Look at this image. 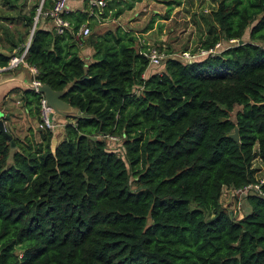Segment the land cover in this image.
Instances as JSON below:
<instances>
[{
	"label": "trees",
	"instance_id": "16d2710c",
	"mask_svg": "<svg viewBox=\"0 0 264 264\" xmlns=\"http://www.w3.org/2000/svg\"><path fill=\"white\" fill-rule=\"evenodd\" d=\"M2 1L14 28L0 35V68L36 17L23 61L40 83L66 87L78 115L56 141L48 127L20 137L3 124L13 113L2 100L0 264H264V193L247 194L239 217L220 203L223 188L255 181L254 159L264 163V0H218L200 47L235 41L191 59L165 52L158 72L126 29L77 34L139 0H82L60 13L61 33L39 23L54 0L27 10ZM156 1L167 11L180 2ZM14 92L38 122L41 94ZM104 134L119 137L122 155Z\"/></svg>",
	"mask_w": 264,
	"mask_h": 264
},
{
	"label": "rangeland",
	"instance_id": "374dc122",
	"mask_svg": "<svg viewBox=\"0 0 264 264\" xmlns=\"http://www.w3.org/2000/svg\"><path fill=\"white\" fill-rule=\"evenodd\" d=\"M35 1L36 0H15V4H20L21 10H27V8H29ZM41 1L42 0H37L39 5ZM217 1L218 0H180L178 4H171L168 11V6L164 2H157L156 0L135 1L131 8L124 9L115 18L110 16L100 17L97 15L95 17L97 20L91 25L92 27L88 28L87 34L90 32L101 33L105 30H113L114 27L118 26L119 28L128 30L135 36L136 47L140 48V46H143V50L147 47L159 48L162 53V58L166 56V53L169 54L171 52H173V56H178L184 51L193 53L195 49L202 48L200 47V44L208 33V28L210 27L209 23L211 24L212 22L209 12L215 8ZM11 13L14 14V8L8 7L6 3L0 0L1 36L3 35L4 26L11 30L14 28L13 23L9 22L8 19H3V16ZM165 13L167 17H164ZM39 23L45 27L50 26L48 17L39 18ZM30 31L31 29L29 30V33ZM29 33L26 36L25 42L27 41ZM85 35L81 36L85 37ZM242 37L244 39L247 37V29L244 31ZM232 42L234 41L224 39L219 40L213 46L211 53L219 52ZM81 48H83V46L79 47V49ZM158 67H160V65ZM155 69L156 67H151V70ZM7 99H10V97ZM10 103L14 104V106H19L20 104V102L16 103L8 100L6 106ZM8 107L11 108L12 106ZM237 107L238 106H235V108ZM12 113L14 114L13 123L10 124L8 122L9 120H7L3 122V124L9 128L12 134L21 137L23 134L27 133L28 122H25V120L23 121V119L19 117L18 108L14 109ZM60 120L63 123L66 121L65 119ZM52 121L55 122V120ZM34 122L32 120L33 126L36 125L37 127V121L34 120ZM61 123L59 124L60 129L62 125ZM52 130H54V128ZM54 135L59 137L58 132H55ZM109 143L113 142L111 141ZM112 146L116 148V153L122 155L120 140L114 142ZM252 166L255 168L256 178L264 179V163L256 158L253 160ZM224 193L226 195L231 194L228 190L224 191ZM224 196H221L220 198L221 205L226 206L228 210L231 209L232 213L239 217L242 214L241 211L245 207V201L242 200L244 196L236 198L231 195L227 203H225ZM230 204L231 207H229Z\"/></svg>",
	"mask_w": 264,
	"mask_h": 264
},
{
	"label": "built area",
	"instance_id": "2783aa9c",
	"mask_svg": "<svg viewBox=\"0 0 264 264\" xmlns=\"http://www.w3.org/2000/svg\"><path fill=\"white\" fill-rule=\"evenodd\" d=\"M89 3L95 4L96 6L103 5L102 0H88ZM67 2L68 0H54L51 9L46 12L50 16V22L51 25L54 27L56 33L63 32L64 29L68 28V22L66 19L62 18L60 13L64 10H67ZM88 33V27L87 26H81L77 34L85 35ZM235 41V40H233ZM217 43V42H216ZM215 43V44H216ZM27 48V42H25V45L22 49V52L16 56H11L9 58L8 64L6 67H13L18 65L19 63H23V55L25 54ZM212 49H198L193 54H190L188 52H182L178 56L183 59H191L196 56L205 55L210 53L211 54ZM144 55L147 58V68L148 67H157L156 71H160L158 66L162 63V53L160 52L159 48L156 47H147L144 51ZM30 70V79L29 82L32 85V89L36 90V86L40 84V82L35 79L33 76L36 73V69L33 66H28ZM142 76H145V72L142 74ZM50 108L46 106L43 96L39 98V104H38V122L37 127H48L50 129H53L55 127V124L52 120H54V117L50 120L48 118ZM103 138L107 139L109 142H116L119 140V137L113 134H104ZM230 193L232 196H235L236 198H240L241 196H245L250 193H254L257 195H263L264 193V179L256 178L255 181L247 183L241 187L238 188H230ZM244 198L242 200H244ZM239 203V202H238Z\"/></svg>",
	"mask_w": 264,
	"mask_h": 264
},
{
	"label": "crops",
	"instance_id": "0c3cea01",
	"mask_svg": "<svg viewBox=\"0 0 264 264\" xmlns=\"http://www.w3.org/2000/svg\"><path fill=\"white\" fill-rule=\"evenodd\" d=\"M81 6H82V0H68V2H67V8L68 9H75V8H79ZM79 54L82 56V58H84V60L88 61L90 59V54H91L90 47L83 46V48L79 49ZM30 77H31L30 70H29L28 66L24 62L23 63H19L18 65L13 66V67L0 68V105H1L2 100L5 99L6 97L7 98L8 97L13 98V100L10 101V102L14 101L16 103H19L20 101H19L18 93L14 92L12 94H9V90H11L13 88H15L17 90L24 88L25 87V83L28 82ZM7 98H6V100L8 101L9 99H7ZM7 101H6V103H7ZM4 106L5 105H1L0 106V113L2 112V108ZM8 106H12L11 108H9L10 112H12L14 109L18 108L19 117L22 118L23 121L25 120V122H28L27 126L30 125L31 127H34L33 124H32V120L34 122V119L30 115L27 114V112L21 107L20 104H19V106H14V104L10 103L7 106H5V108L8 107ZM13 115L10 117V120L8 121L10 124L13 123V119H14ZM30 119H31V122H30ZM54 120H55V122H54L55 127H54L53 131L59 133V137H56L55 135H53V141H56L61 136L60 135L61 129L59 127V124L62 121L60 119H57V118L54 119ZM56 122H58V123H56ZM227 190L230 191V188H223L222 192H221V196L225 195L223 197L224 200H225V203H227V201L231 197V194L230 195H226L224 193V191H227ZM221 196H220V198H221ZM229 207H231V204L229 205ZM229 210H231V209H229Z\"/></svg>",
	"mask_w": 264,
	"mask_h": 264
},
{
	"label": "water",
	"instance_id": "95a60500",
	"mask_svg": "<svg viewBox=\"0 0 264 264\" xmlns=\"http://www.w3.org/2000/svg\"><path fill=\"white\" fill-rule=\"evenodd\" d=\"M35 19H36V17L34 18V21L32 23L31 31H30L28 38H27V41H26L27 43L29 42L30 34H31L33 26H34ZM238 42H240V40H238ZM5 54L9 56V53H5ZM25 87L32 89V85L30 84L29 80H28V82L25 83ZM65 89H66V87H64L62 89H56L55 90V89L50 88L45 83H40L39 85L36 86L35 91L40 93L43 96L46 106H48L50 108L49 114H48V118L50 120L52 119V117H54V119H56V118L57 119H65V117H67V116L78 115V113L76 112V109L71 107L67 102H65L61 98V95L63 94ZM6 117H7V115H4V118H6ZM0 131L5 136V138H10V135L3 128L1 118H0ZM228 136L232 137L234 140H237L236 129H234V131L232 133L228 134Z\"/></svg>",
	"mask_w": 264,
	"mask_h": 264
}]
</instances>
